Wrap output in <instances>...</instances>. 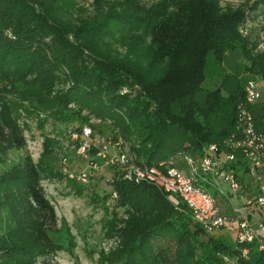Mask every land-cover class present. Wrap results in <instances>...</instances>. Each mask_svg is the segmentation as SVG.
<instances>
[{
	"label": "trees",
	"instance_id": "1",
	"mask_svg": "<svg viewBox=\"0 0 264 264\" xmlns=\"http://www.w3.org/2000/svg\"><path fill=\"white\" fill-rule=\"evenodd\" d=\"M260 2L99 0L92 14H75L74 0H0V155L25 149L22 116L75 129L99 120L156 166L230 136L245 81L264 85V50L241 31ZM232 53L245 61L234 72L225 67ZM249 109L261 128L263 105ZM61 148L58 135H44L37 161L25 152L0 174V264H60L59 252L76 259L75 235L42 185L65 179L84 194L62 173ZM108 181L106 194L90 198L102 205L103 235L115 245L96 264H226L221 254L264 264L253 248L242 257L236 244L204 234L155 185L118 171ZM112 191L118 199L106 205Z\"/></svg>",
	"mask_w": 264,
	"mask_h": 264
},
{
	"label": "built area",
	"instance_id": "2",
	"mask_svg": "<svg viewBox=\"0 0 264 264\" xmlns=\"http://www.w3.org/2000/svg\"><path fill=\"white\" fill-rule=\"evenodd\" d=\"M243 89L234 131L219 142L203 144L196 151L184 148L156 166L139 160L130 142L121 135L112 133V139L105 144L91 147L92 125L100 123L91 119L79 129L64 128L75 137L77 155L87 157L90 150L94 151L89 169L74 171L62 148L58 152L59 167L70 180L85 186L92 172L103 166L126 179L153 184L176 208L184 206L204 234H234L230 237L240 256L245 257L256 246L264 258V119L259 128L249 109L255 104L264 108V85L255 76L245 81ZM233 198L241 205L235 206ZM117 199L112 191L106 205ZM221 257L226 264H235L233 257L237 255Z\"/></svg>",
	"mask_w": 264,
	"mask_h": 264
},
{
	"label": "rangeland",
	"instance_id": "3",
	"mask_svg": "<svg viewBox=\"0 0 264 264\" xmlns=\"http://www.w3.org/2000/svg\"><path fill=\"white\" fill-rule=\"evenodd\" d=\"M157 1L140 0L144 5H151ZM258 1L262 0H219L223 6H245L248 9ZM97 2L99 0H74V12L75 14H92L97 7ZM250 16L252 18L246 22L241 31L247 36L249 45L255 52L264 50V2L258 3V7L250 12ZM244 63L245 61L237 53H232L227 55L225 67L228 71L234 72L242 69ZM19 122L24 129L26 147L23 150H10L0 155V174L25 152L31 155L34 162L37 161L42 149L44 135H50L51 137L58 135L62 142V151L66 152V156L69 158V166L74 171L79 172L89 169V158L93 157L94 153H91L92 150H90L87 157L77 155L75 137L67 131L58 134L59 131H62L61 129H64L63 125L58 126V128L52 123L40 126L35 116H22ZM69 130L72 131L73 128ZM93 130V135L90 137L91 147L105 144L109 139H112L110 128L104 125L95 124ZM112 174L113 169L108 166L94 170L82 196H78L65 179L42 181L46 195L55 206L58 219H65L68 222L77 242L76 259L65 252H59L56 260L60 264H96L98 252L101 249L108 250L115 245L113 241L107 240L103 235L101 221L104 216V209L102 205H95L90 198L92 193L101 197L110 190L108 179ZM233 203L235 206L241 205V202L235 198H233ZM230 236L234 237V234ZM230 236L223 235L221 238L226 242L233 243ZM201 238L206 239L207 236L202 234ZM253 251H258L256 246H254Z\"/></svg>",
	"mask_w": 264,
	"mask_h": 264
},
{
	"label": "crops",
	"instance_id": "4",
	"mask_svg": "<svg viewBox=\"0 0 264 264\" xmlns=\"http://www.w3.org/2000/svg\"><path fill=\"white\" fill-rule=\"evenodd\" d=\"M222 236H223V235H222ZM222 236H221V237H222Z\"/></svg>",
	"mask_w": 264,
	"mask_h": 264
}]
</instances>
